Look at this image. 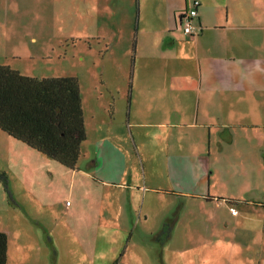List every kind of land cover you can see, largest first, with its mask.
Returning a JSON list of instances; mask_svg holds the SVG:
<instances>
[{
  "label": "crops",
  "instance_id": "1",
  "mask_svg": "<svg viewBox=\"0 0 264 264\" xmlns=\"http://www.w3.org/2000/svg\"><path fill=\"white\" fill-rule=\"evenodd\" d=\"M194 1L88 0V30L98 31L92 42H98L107 56L104 73H126L122 83L129 92L127 125L132 133L128 138L111 128L107 136H100V127L96 130V137L116 141L104 152L102 174L88 180L103 187L102 196L128 190L127 200L145 214L147 226L140 229L145 236L156 238L170 225L162 242L180 255L164 253V264H195L197 254L202 264H228L229 254L233 264H241V255L254 246L238 247L237 240L214 246L211 241L206 244L209 232H177L190 218L183 214L185 207L218 200L214 181L221 171L239 187L245 180L264 181V0H201L191 19L198 33L190 36L179 28V19L184 10L195 8ZM33 41L37 43L36 37ZM130 51L132 79L118 60L114 67L109 64L112 58L125 61ZM131 138L135 149L122 151L117 141ZM129 149L137 156L131 163ZM257 194L254 188L233 201L258 207L264 202ZM157 205L163 206L160 214L155 212ZM226 206L224 225L229 226L232 217L240 222V212L232 214ZM204 218L211 222L215 217ZM95 220V230L103 231V219ZM88 233L93 240L94 233Z\"/></svg>",
  "mask_w": 264,
  "mask_h": 264
},
{
  "label": "rangeland",
  "instance_id": "2",
  "mask_svg": "<svg viewBox=\"0 0 264 264\" xmlns=\"http://www.w3.org/2000/svg\"><path fill=\"white\" fill-rule=\"evenodd\" d=\"M138 23L136 18L134 29ZM95 35L98 31L88 30V0L73 4L64 0H0V64L11 65L28 76L78 77L87 128L77 169L60 164L0 129V172L8 176L6 183L0 176V227L9 235L8 264H164V253L180 255L163 244L169 224L156 238L140 232L147 226L145 214L139 205L127 200L128 190L114 197L109 192L102 196L103 187H94L88 180L90 175L102 174L104 152L110 141H116L96 137V130L100 127V136H107L111 128L116 134L132 136L127 125L129 92L122 83L126 73L117 75L114 69L107 77L103 71L107 56L98 42H92L97 39ZM131 56L132 51L125 61L112 58L109 64L114 67L118 60L131 72ZM117 143L122 151L135 149L132 138L126 144ZM132 150H128L130 163L137 157ZM214 186L222 199L207 206L185 207L183 214L190 218L177 233L187 229L198 234L209 232L206 244L211 241L214 246L232 245L236 240L238 247L254 246L241 255V264H264V203L253 207L241 201L237 206L241 221L232 217L229 226L224 225L229 213L226 200H235L241 192L248 196L257 188V196L264 202V181L245 180L239 187L226 180L221 171ZM67 201L74 205L67 207ZM162 210V205L155 207L157 214ZM209 214L215 217L211 222L204 218ZM192 216L201 219L194 221ZM95 217L103 219V231L95 230ZM88 231L94 233L93 240ZM200 256L193 258L195 264H202ZM228 257V264H233L230 254Z\"/></svg>",
  "mask_w": 264,
  "mask_h": 264
},
{
  "label": "trees",
  "instance_id": "3",
  "mask_svg": "<svg viewBox=\"0 0 264 264\" xmlns=\"http://www.w3.org/2000/svg\"><path fill=\"white\" fill-rule=\"evenodd\" d=\"M194 4L191 10H197L201 0L198 4L195 0ZM191 10H184L179 19L183 31L182 23ZM0 129L60 164L77 169L81 146L87 139L79 78L28 76L10 65L0 64ZM0 176L6 183L7 174L0 172ZM226 201L237 208L233 200ZM8 245L9 235L0 227V264H8Z\"/></svg>",
  "mask_w": 264,
  "mask_h": 264
},
{
  "label": "built area",
  "instance_id": "4",
  "mask_svg": "<svg viewBox=\"0 0 264 264\" xmlns=\"http://www.w3.org/2000/svg\"><path fill=\"white\" fill-rule=\"evenodd\" d=\"M196 3H200V0H196ZM197 15V10L194 9V10H191L184 18V21L182 23V28L184 29V31L187 33V34H190V35H195V31H196V26L192 23L191 21V18L196 16ZM71 202L70 201H67V205L70 204ZM230 211L232 214H238L239 211L236 207L234 206H231L230 207Z\"/></svg>",
  "mask_w": 264,
  "mask_h": 264
}]
</instances>
